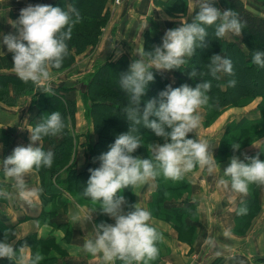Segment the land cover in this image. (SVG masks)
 <instances>
[{
	"label": "clouds",
	"instance_id": "9594fccd",
	"mask_svg": "<svg viewBox=\"0 0 264 264\" xmlns=\"http://www.w3.org/2000/svg\"><path fill=\"white\" fill-rule=\"evenodd\" d=\"M216 3L217 0H198L199 10L190 22L183 21L178 27L168 28L160 44L132 59L127 70L119 75L120 88L128 99L123 112L129 127L116 135L107 151L95 158L99 160V166L89 169L90 176L83 188V194L99 201L100 210L114 220L93 223L92 235L83 244L88 253L102 254L107 264H115L116 260H122L124 264H147L159 252L156 242L160 233L151 223V210L136 203L129 204L122 194L123 188L150 179L155 181L160 175L178 180L197 165L209 173L217 167V159L208 141L187 135L201 124L197 110L209 102L211 80L199 81L195 86L182 83L173 87L168 84L157 97L149 98L141 105L149 83L155 79L153 69H181L187 58L192 57L198 48L206 46L210 26L214 27L216 37H224L227 33L242 34L246 21L235 10H221ZM79 19V9L74 5L65 8L29 3L20 9L19 17L12 23L16 31L0 32V48L6 46L12 53L14 70L21 79L43 85V92L52 93L50 68L62 66L69 52L67 41L71 39L73 25ZM251 59L264 68V49H255ZM207 69L213 77L218 73H234L232 59L221 53L209 57ZM196 75V69L189 73L190 77ZM235 83V79L228 81L232 86ZM141 125L163 139V143H150V156L133 155L138 146L144 144L138 131ZM64 127L60 111L46 113L29 129L30 142L27 145L19 144L10 154L0 158V169L13 181L14 188L23 199L30 201L40 191L28 186L27 174L34 168L51 167L53 164L55 153L51 149L45 150L43 137L56 135ZM36 141L39 143H34ZM232 148L233 155L223 168L224 176L218 179V184L247 194L250 183H264V159L259 155L246 154L241 159L236 154L240 148L238 142ZM11 195L0 188V196ZM247 211L246 203L238 208V214ZM91 213L86 215L85 222L92 220ZM24 245L28 246L27 242ZM15 254V245L6 238H0V258H12ZM42 258V254L36 252L30 264H38Z\"/></svg>",
	"mask_w": 264,
	"mask_h": 264
},
{
	"label": "crops",
	"instance_id": "0c3cea01",
	"mask_svg": "<svg viewBox=\"0 0 264 264\" xmlns=\"http://www.w3.org/2000/svg\"><path fill=\"white\" fill-rule=\"evenodd\" d=\"M2 1L4 0H0V32L14 33L16 29L12 23L19 17L20 9L26 5H22L23 0H21V6L10 3L3 4ZM50 1L41 0L40 3ZM125 2L117 6L113 14L112 20L115 23L108 25L112 26L111 28L116 27L117 35L113 38L110 36L108 39L106 31H104L102 35L104 37L96 50L98 53L103 51L105 46H109V51L107 50L108 53L105 55L109 56L111 61H115L122 53L128 54L131 60L139 58L138 55L144 50V31L148 18L154 19L163 36L168 28L178 27L181 22L192 18L193 12L199 10L196 8L198 0H188L189 6L185 18H168L162 13V9L154 4L153 0H131L129 2L133 3V6H130L132 9ZM248 8L258 13L251 6ZM5 52H8L6 46L0 48V54ZM94 55L88 57V63L83 60L84 64L80 66L81 70L54 71L50 68L51 87H72L65 92V96L76 103L74 122L70 127L77 134L74 157L78 170H82L87 162L86 145L93 144L98 137L94 130L93 120L87 111V105L90 103L84 105L85 101L82 100V91L84 90L82 81L93 71ZM81 61L82 59L78 62L79 65L82 63ZM160 71L168 77L171 76L169 70ZM38 87L41 91L44 90L43 85H38ZM37 97L38 95L35 94L22 95L15 105H5L0 102V145H2L0 158L10 154L15 146L27 145L30 142L29 129L40 120L39 109L32 103V100ZM255 100H257L255 105L245 106L244 111L233 113L230 118L224 115L221 121H217L210 128H205L212 134V139L204 137V128L201 124L188 134H194V138L206 139L210 150L213 148L215 156L219 150L220 139L228 118L231 121L232 119L238 120L242 116L251 119L259 117L255 108L260 100L257 97L253 101ZM62 137V134L56 135L55 142L61 141ZM34 143L38 144L39 141ZM42 144L45 150H53L50 140L42 139ZM263 144L264 139L252 142L240 151V158L243 159L245 154L247 156L258 154L262 151ZM222 164L218 163L212 173L199 166L198 170L187 172L183 176L192 187L188 193L183 194L182 198L188 196L191 201H194L198 212L197 222L187 218V223L194 224V229L198 232L193 250L189 251L188 245L179 242L176 237L172 238L171 229L166 223L151 218V223L160 233L161 244L158 246L160 253H158L157 259L159 260H152L150 264H264V183H260V213L254 219L252 227L243 236L234 235L231 227L233 221L235 223L238 203L247 198L244 194L218 184V179L224 176L223 170L220 169ZM26 182L30 188H37L41 191L40 181L34 170L27 174ZM157 185L156 180L152 181L151 179L133 185L135 203L147 208ZM0 188L12 193L8 197L0 196V220L13 227L17 238L22 240L30 237L38 241L37 245H40L42 240L54 243L51 252L48 255H43L42 260L44 259L46 264H107L103 260L102 254H91L83 248L84 241L92 235L93 223L114 222L111 217L100 210L101 205L81 206L65 193L59 199L56 198L54 203L48 200L44 203L40 191L38 196L33 197L30 201L25 200L17 193L13 181L5 175L2 169H0ZM236 194L240 196L234 197ZM165 205H183V201L168 200ZM90 213L92 220L85 222L86 215ZM29 242L34 243L32 240ZM175 242H179V246ZM22 251H24L22 259H14L13 264H29L28 246H24ZM117 262V264H124L122 260Z\"/></svg>",
	"mask_w": 264,
	"mask_h": 264
},
{
	"label": "trees",
	"instance_id": "16d2710c",
	"mask_svg": "<svg viewBox=\"0 0 264 264\" xmlns=\"http://www.w3.org/2000/svg\"><path fill=\"white\" fill-rule=\"evenodd\" d=\"M41 0H28L29 3H40ZM154 4L162 7L168 14L172 16H181L186 14L188 0H153ZM219 3H222L227 8H231L235 10L241 17L242 20L246 21L244 30L241 35H235L231 38H228L226 35L224 37H216L215 29L211 26V31L209 36L206 38L209 40V43L206 42V46L203 48H198V50L203 51L199 54L195 53L192 57L187 58V62L185 65L181 66V69H172L169 70L171 72V76H167L162 71H157L153 69L155 79L150 82L147 88V92L144 95L141 105H143L144 101L157 97L158 93L165 88L166 85L171 84L173 87L179 86L182 83H188L192 86H195L196 83L203 80H211L212 88L210 90V99L209 106L212 114L218 111H222L227 106L235 104L236 101H246L249 99H254L257 96H262L261 102L258 104V111L260 113L258 118H248L246 116H242L238 120L230 121L226 127L223 137L221 138V143L216 154L217 157L224 152L225 150L231 149L232 145L236 143L239 139L245 138L247 135H256L260 134L264 131V88H256L257 84H253L255 87L246 83L245 80L250 77V75L254 74V62L251 59L252 53L254 49H252V42L257 43L256 49H264V16L254 13L251 9H249L242 0H218ZM106 0H51L47 4L59 5L61 7L70 8L71 6H75L79 9L81 19L79 22L84 24H93L95 29L83 28L82 30H74L72 28V37L67 41L68 43V55L64 58L63 64H69L74 61V52L79 50L80 48H87L89 45H95L98 41L100 35V26L104 20V7ZM198 10L195 11V13ZM195 13L193 17L195 16ZM192 17V18H193ZM186 19L185 21L190 22L192 19ZM84 37V42L82 47L77 45L76 38ZM145 38V51H151L155 45L160 44L162 42V32L158 24L155 23L154 19H149L147 21V26L144 31ZM78 47V48H77ZM210 50L211 53L205 52V50ZM82 50V49H81ZM214 53H221L222 55H226L230 57L233 61L234 73L229 75L225 73H218L217 76L213 77L208 73L207 64L208 58ZM131 62L130 57L126 53L120 54V56L115 60H105L97 65L95 69L91 73L87 75V83L86 89L83 90V96L87 101L90 100L91 104L87 105V111L90 117L93 120L94 130L97 133V141L93 144L86 145L87 148V162L85 167L82 170H78L76 167V160L74 157L75 152V140L76 134L72 131L70 127L74 122V114L76 110L75 101L67 98L65 96V92L72 89V87H52V93H45L43 90L41 91L39 87H37V83L29 80L24 81L21 79L14 70L13 61H12V53L5 52L0 54V88L4 90L6 89L5 100H7L9 105H13L16 103L18 97L23 94H35L38 95L37 99H33L32 103H34L38 107L39 116H43L46 113H50L51 111L57 110L60 111L63 115L65 121V127L60 132L62 134V140L58 143L55 142V135H49L50 141L53 144V151L55 153V157L53 160V164L51 167L42 166L39 168L41 175L43 177L44 183L41 189V197L43 198V202L45 201H53L55 202L56 198H60V191L62 192L68 190H83L81 187L80 180L87 181L90 176L89 169L95 168L99 166V160L95 159L99 156L100 150H107L108 146L114 142V139H110L113 137L115 130H112L109 127L102 129L98 126V123L102 122L104 119H98L96 116V111L99 108H103L105 106L111 108V110L115 113L117 111H121V105L119 102L112 103L110 102H102L100 99H97L93 94H97L98 96L109 98H117L119 97L125 105V102H128L127 95L123 89L120 88L119 85V75L121 72L127 70L129 63ZM63 66L53 69H60ZM192 69H196L197 75L196 77H190L189 73ZM258 72H264V68L258 67ZM235 79L236 83L234 86L229 85L228 81ZM33 83V85L31 84ZM31 85L29 89L26 87ZM23 90L19 89V87H23ZM237 87L234 89V96L229 97L230 88ZM14 88L13 93H7V89ZM100 89H106L107 92L105 94H98L97 91ZM93 93V94H92ZM1 99V98H0ZM210 112V111H209ZM212 114L205 115V122L209 121L212 118ZM40 121V120H39ZM38 121V122H39ZM125 123H128L126 120ZM36 124V123H35ZM34 124V125H35ZM103 130V135H102ZM152 132L150 129L143 127L144 131ZM148 132V133H149ZM153 133V132H152ZM145 134V133H143ZM147 134V133H146ZM189 136V134H187ZM145 136H141V139L144 141ZM107 142V145H104V149H100V146L103 142ZM144 145V144H143ZM143 145L138 146L133 155L137 153H141L144 156H150L151 152L148 149L142 148ZM224 148V149H223ZM261 159H264V147L262 151L258 154ZM249 155V156H256ZM68 160L70 161V167L68 166L65 169H62V161ZM82 182V181H81ZM156 191L162 192L166 189H174L179 190L182 194L185 192L188 193L190 189V184L184 177L178 180H174L171 178H167L163 175L158 177ZM251 186H256V182L250 183ZM123 195H129L133 192V185L123 188ZM257 193L252 192V195L241 202L238 205V208L242 203H246L247 208L250 212V209H256L257 204ZM160 199V196L159 198ZM157 200V198L155 199ZM160 209L164 211H169L173 213H181L182 224L184 226L194 229V224H188L187 218H191L193 220L196 219L197 211L195 207V202L191 201L187 196L184 198L183 205H175V206H167L163 202L159 205ZM237 208V212H238ZM248 213V212H246ZM189 215H194V218ZM239 214L238 216H241ZM186 219V221H185ZM13 227L9 224H5L0 220V237L3 234L12 235ZM32 240L34 243H38L35 239L32 238H24V243ZM44 242H53L49 240H42L41 244ZM53 246V245H52ZM44 262V259L42 260ZM3 264H13V260L4 259Z\"/></svg>",
	"mask_w": 264,
	"mask_h": 264
},
{
	"label": "rangeland",
	"instance_id": "374dc122",
	"mask_svg": "<svg viewBox=\"0 0 264 264\" xmlns=\"http://www.w3.org/2000/svg\"><path fill=\"white\" fill-rule=\"evenodd\" d=\"M125 1L126 0H106L105 7H104V13H103L104 14V20H103V22H102V24L100 26V35H99L97 43L95 45H89V47H87L85 49L80 48L79 50H76L74 52V61L72 63H69L68 65L67 64H62L63 67L60 68V69H53V68H51V69L54 70V71H60V70L61 71H65V70L68 71V70H72V69L81 70L80 66H82L84 64L83 60H86L87 63H88L89 62L88 57L93 55V54H95L94 55L93 67H92L93 69H95L97 67V65L99 63H101L102 61L108 60L109 56H107L105 54L108 53L107 50L109 51V48H108L109 46H105L104 50L100 51L98 53L96 52V50H97L100 42L102 41V38L104 37V36L102 37V35L104 34V31H106V33L108 35V39H109L110 36L113 38V37H115L117 35L118 32H117L116 27L113 26V28H111L112 26H108V25H110L111 23L112 24L115 23L114 20H112L113 14L116 11L117 6H119L120 4L121 5L124 4ZM129 1H131V0H127V2H125L126 5L128 7L133 6V3L129 2ZM242 1L248 7L251 6L252 8H254L258 12L256 14L264 15V0H242ZM23 2L24 3L22 5H27L28 4V0H23ZM2 3L3 4H9L10 3V4H14L16 6H21L20 5L21 4V0H4V1H2ZM127 6H126V9H127ZM188 6H189V4L187 5V10H188ZM216 6L219 7L221 10L228 9L225 5H223L222 3H219L218 0H217V3H216ZM157 7H160V6H157ZM130 8L132 9V7H130ZM196 8H199L198 4H197ZM160 9H162V13L165 15V17H168V18L180 17V19H183V18H185L187 16V14H184V15H181V16H172V15L168 14L162 7H160ZM186 13H187V11H186ZM193 15H194V12L192 14V17H193ZM83 28H88V29H92L93 30V29H95V26L93 24H84V23L79 22V21H77L73 25V29L77 30V31L78 30H82ZM210 31H211V26L208 29L209 33H210ZM235 35L236 34H232V33H227L226 34V36L228 38H231L232 36H235ZM84 39H85L84 37H77L76 38L77 45H79V46L82 45L83 42H84ZM206 42L209 43V40L206 39ZM80 47H82V46H80ZM257 47H258L257 43H255V42L253 43L252 42V49L255 50ZM201 52H203V51H200L198 49L196 51L197 54H199ZM205 52L211 53V49L210 50L209 49L205 50ZM81 59H82V61H81L82 63L79 65L78 62ZM103 59H105V60H103ZM208 60H209V58H208ZM258 67L259 66L254 63V68H255L254 69V74L250 75V77H248V79H246L245 82L249 83V85H251L252 87H255L253 84H257L256 88H264V72H262V71L258 72L257 71ZM85 76H86V74H85ZM82 82H83V85H84L83 88L85 90L86 89L87 78H85V80H83ZM31 84L33 85V83H31ZM30 87H31V85H28L26 88L29 89ZM37 87H38V85H37ZM23 88H24V86L21 87V88L19 87V89H21V90H23ZM235 88H237V87H231L230 90H229L230 95H227V96L233 97L234 96L233 92H234ZM5 92H6V89L4 90V88L3 89L0 88V98H1L0 102L5 104V105H9L7 100H5V96H6ZM13 92H14V88H9V90L7 89V93H13ZM97 92L100 95V94H105V92H107V90L106 89H100ZM30 94H32V93H30ZM23 95H25V94H23ZM26 95H28V94H26ZM93 95L97 99L101 98L100 100L102 102H110V101L112 103L119 102L120 105H121V108H120L121 111H117V113L116 112L114 113L111 110V108L109 109V107H107V106H105L103 108L101 107V108H99L96 111V116L98 117L99 121H100V119L101 120L104 119V120H102L101 123L100 122L98 123V126L100 128H102V129H105L106 127H109L112 130L116 131V133L114 132L113 137H111L110 139H115L116 135H118L121 132L127 131L128 127H129V121L127 120V118H126V116H125V114L123 112V103L124 102H122L119 97H117V98H111L110 97L109 98L108 96L101 97V96H98L97 94H93ZM20 96H22V95H20ZM257 98H259V100H260L258 102V104H259L263 97L262 96H257ZM254 99H249V100H246V101L238 100V101H236L235 104L227 106L222 111L215 112L214 114H212L209 104L201 106V108H199L197 111L201 115V126L204 128V132H203L204 137L207 138V139H212L213 138L212 134H210L209 131L206 130L205 128H210L217 121H221V118L224 117V115H225V117L229 116V118H230L231 114L237 113L239 111H244V107L245 106L248 105V107H250V105H255L257 103V100L253 101ZM82 100L85 101V102H83L84 105H85L86 104V99L84 98L83 93H82ZM17 101H18V99H17ZM17 101H16V103H17ZM87 102L91 104L90 100L87 101ZM127 103L125 102V105ZM15 104H13V105H15ZM258 104H257L255 109L259 113ZM206 113L207 114H210V113L212 114V118L209 121H207V122H205ZM259 115H260V113H259ZM150 118H152V117H150ZM229 118L225 122L224 132L226 130L227 125L230 124L229 123L230 122ZM126 120L128 121V123H125ZM232 120H234V119H232ZM219 123H221V122H219ZM33 126L34 125H32V127ZM143 127L144 126H142V125L138 126V131L141 134V136L142 135L145 136L144 137V145H143L144 147H142V148L148 149L150 151L149 144L151 143V141L163 142V139L161 137L156 136L152 132L148 131L149 132L148 133V132H146V130L142 131ZM224 132H223L221 138L223 137ZM143 133H145V134H143ZM58 134H61V133H58ZM58 134H56V135H58ZM102 135H103V130H102ZM75 136L77 137V134ZM189 136L190 137H194V134H189ZM259 139H264V131L261 132L260 134L247 135L245 138L239 139L237 142L240 144V148L236 150V154L239 155L240 151L243 148H245L246 146L250 145L252 142H255V141L259 140ZM43 140H50L49 135L48 136H44ZM107 142H109V141H107ZM107 142L105 140V142H103L101 144L100 149H104L103 147H104V145L105 146L107 145ZM220 143H221V139H220ZM221 146H220V148H221ZM263 146H264V144H263ZM107 150L106 149L105 150H100V152H105ZM75 151H76V141H75ZM225 151L226 152H224V150H223V153L220 154L218 157H217V155H215V157L217 159V165H218V163L219 164L223 163L221 165L222 168H220L221 170H223V168L229 163V157L233 155V148L225 150ZM136 155H140V156L143 157V155L140 152L137 153ZM69 163H70V161H68V160L62 161V163H61L62 164V169L67 168L70 165ZM198 169H199V165H197L191 171H196ZM33 170L35 171V173L37 174V176L39 178V181H40V185H39L40 187L39 188L42 189L44 180H43V177L41 175V172H40L39 169H36V168H34ZM191 171H189V172H191ZM79 182L81 184V187L84 188V186L86 185L87 181L81 179ZM156 182L158 183V177L156 178ZM256 183H257L256 186H251L249 184V191H248L247 194H244V195H245L246 198H249L252 195V192H256L257 193L256 197H257L258 206L256 207L255 210L254 209H250V212L248 210L247 211L248 213L242 214L241 216H238L239 214L237 212L236 217H235L236 218L235 219V223L233 221V225L231 227L232 228V233L234 235H237V236L245 235L249 231V229L252 227L253 221L256 218V216H258V214L260 213V207H261L260 206V194H259L260 193V183L259 182H256ZM191 187H192V185L190 184V189H191ZM64 193L68 197L73 199L76 203L80 204L81 206H89V205L90 206L91 205L99 206L100 205L99 201H93L90 197L85 196L83 194V190H73V192L72 191L70 192L68 190L62 192V190H61L60 191V196H62ZM236 195H234V197L238 198L240 196L238 194H236ZM124 196L126 197V199H127L129 204H135L134 186H133L132 194L124 195ZM159 196H160V199H158ZM182 196H183V194L181 192H179V190H174V189H166V190H164L162 192L155 191L152 194V196H151L150 202H148L147 208H149L151 210L153 219H155L157 221H162V222L166 223L169 226L168 228L171 229L172 238L176 237V239L179 242H182V243H184V244L189 246V251H192L193 250V246L196 243L197 238H198V232L196 231V229H190V228L184 226V224H182L183 216H181V213H173V212L164 211V210L158 208L160 204H162L163 202L165 203L168 200H176V201L181 200V201H184V198H182ZM156 198H157V200H155ZM241 202H243V201H241ZM241 202H239L238 204H240ZM189 216L194 218V215H189ZM195 221L196 222L198 221V212H197ZM16 235L17 234L15 233V231L13 229L12 230V235L3 234L0 237V238H6L8 241L12 242L15 245V247H16L15 256H13L12 258H7V257L0 258V264H3L5 258L6 259H11V260H14V259L19 260V258L22 259V255H23V252H24V251H22V248L25 245H24V242L19 240L20 238H17ZM22 240H24V239H22ZM179 242H175L177 246H179ZM156 243H157V246H159L161 244L159 240ZM27 244H28V248H29V255H28L29 256V264H30L31 258L34 256V254L36 252L41 253L42 257H43V255H48L51 252V249L53 248L52 244L50 242H44V243H42L40 245H37L36 243H31V242H29ZM158 253H160V249H159ZM152 260H159V259H157V256H156L154 259L149 260L147 264H150L152 262ZM117 261L118 260H116V264L118 263ZM46 263L47 262L46 261L43 262L42 259L38 262V264H46Z\"/></svg>",
	"mask_w": 264,
	"mask_h": 264
}]
</instances>
